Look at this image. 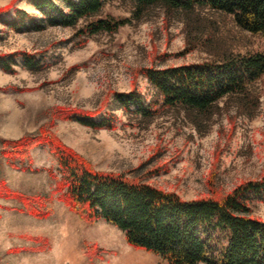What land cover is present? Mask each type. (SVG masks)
<instances>
[{"label": "rangeland", "instance_id": "1", "mask_svg": "<svg viewBox=\"0 0 264 264\" xmlns=\"http://www.w3.org/2000/svg\"><path fill=\"white\" fill-rule=\"evenodd\" d=\"M15 10L38 17L26 0H0V19ZM132 10L113 0L102 15L130 18ZM75 31L15 32L0 23V55L22 52L42 61L31 72L16 57L13 73L0 70V264H164L129 247L116 228L69 211L55 191L57 164L46 146L27 151L36 172L19 169L3 150L22 138L52 137L96 171L188 201L224 196L264 177V76L249 86L248 99L226 97L206 115L160 108L144 120L123 113L113 95L136 90L158 108L144 69L264 54L263 42L206 8L183 14L156 6L112 35L83 39ZM78 113L111 114L114 128L93 130L69 119ZM27 204L44 215L30 214ZM251 215L264 222V203H252Z\"/></svg>", "mask_w": 264, "mask_h": 264}, {"label": "trees", "instance_id": "2", "mask_svg": "<svg viewBox=\"0 0 264 264\" xmlns=\"http://www.w3.org/2000/svg\"><path fill=\"white\" fill-rule=\"evenodd\" d=\"M111 1L26 0L38 17L15 10L13 17L1 18L0 23L15 32L76 29V37L86 39L115 34L156 6L166 13L183 14L206 8L231 16L238 29L259 36L264 46V0H123L132 5L130 18L102 15ZM16 57L28 71L41 69L40 59L21 52L0 55V70L13 73ZM142 74L160 104L158 108L156 102L146 104L136 90L115 93L113 98L123 113L144 120L160 108L206 115L226 97L249 98V86L264 76V54H228L217 61L147 68ZM95 115L68 117L93 130L114 128L111 114ZM37 145L46 146L56 161L59 178L55 191L68 210L86 223L102 221L116 228L132 249L152 253L164 264H264V222L251 215L252 203H264V177L244 182L224 196L188 201L139 180L96 171L52 137L10 142L3 154L8 160L18 159L19 169L36 172L30 167L27 151ZM28 207L35 217L44 215L35 206Z\"/></svg>", "mask_w": 264, "mask_h": 264}]
</instances>
